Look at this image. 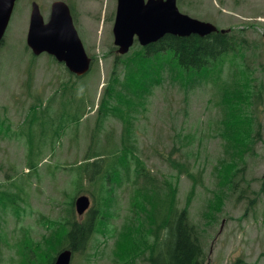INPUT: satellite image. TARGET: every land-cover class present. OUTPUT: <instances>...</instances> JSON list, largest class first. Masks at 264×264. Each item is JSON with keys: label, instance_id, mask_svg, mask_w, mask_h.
Here are the masks:
<instances>
[{"label": "rangeland", "instance_id": "obj_1", "mask_svg": "<svg viewBox=\"0 0 264 264\" xmlns=\"http://www.w3.org/2000/svg\"><path fill=\"white\" fill-rule=\"evenodd\" d=\"M37 1L45 20H48L51 4L56 0ZM64 1L73 6L77 31L87 53L94 59V68L87 76H73L48 54L37 57L31 54L25 37L33 0H19L4 45L0 48V183L12 182L10 177L19 174L17 181L26 185L28 176L24 174L30 171L26 166L27 147L23 134L29 131L31 123L35 125L36 139L42 138L46 125L51 139L53 130L58 128L51 126L52 121H59L64 113L76 119L86 106L88 113L81 125L70 122L69 129L56 144L57 149H48L39 162L41 170L32 176V187L26 189L27 203H20L23 208L21 217L10 209L0 213L5 218H0V264H14L16 261L23 264L20 245L24 247L29 241V232L41 241L49 232L42 218L61 219L64 213L61 210L66 208L63 203L74 192L73 175L61 169L52 173L42 168L55 170L59 167L57 165L69 168L82 161L94 133L102 87L113 72L117 53L112 30L117 0ZM179 8L193 18L211 22L222 29L235 27L234 30H245L244 36L251 51L241 54V57L247 56V64L256 69V78L262 84L248 94L251 95L255 117L250 124L251 133L259 134L261 140L248 146L250 151L245 152V159L238 161L241 171L236 173L240 181L236 193L217 187L214 167L223 156V141L218 135L221 114L216 106L219 102L216 88L222 86V75H218L217 70L210 75L205 74L200 86L188 92L179 83L168 81L157 87L143 106L136 104L134 129L140 157L153 174L167 180L171 172L164 158L171 153L176 159L193 163V170L203 179L204 185L192 195L189 216L201 233L208 264H264V0H180ZM253 51L255 56H251ZM197 76L192 74L193 80L189 83L193 84ZM130 81L137 87H145L142 74H132ZM63 86L68 87L69 93H83L85 101L70 104L59 93ZM55 96L56 101L48 105ZM236 96L241 100L239 94ZM39 100L44 101L43 106ZM122 130L119 121L109 119L100 137L101 145L107 144V132L119 139ZM235 139L238 146L245 145ZM181 144L182 150L178 151ZM231 160L229 158L228 162ZM219 174L227 177V169L223 168ZM173 181L179 187V204L183 208L191 195L192 181L186 175ZM85 195L92 198L90 210L94 209L93 193ZM111 196L113 205L109 203L105 210L99 234L93 236L87 250L73 254L71 264H114L112 253L117 233L129 214L131 195L127 190L115 187ZM218 196L224 198L221 209L217 207ZM17 217L23 223L18 225ZM90 217L88 213L83 217L75 214V219L80 222ZM120 249L125 250V245L122 244ZM52 257L49 252V262ZM29 260L48 264V253L37 250L35 255L30 253ZM134 264L148 263L140 259Z\"/></svg>", "mask_w": 264, "mask_h": 264}, {"label": "trees", "instance_id": "obj_2", "mask_svg": "<svg viewBox=\"0 0 264 264\" xmlns=\"http://www.w3.org/2000/svg\"><path fill=\"white\" fill-rule=\"evenodd\" d=\"M235 35L220 34L215 41L218 46H214L213 38H200L198 36L191 37H173L167 36L160 42L150 45L147 48H137L135 53L129 57L122 59L117 58L112 78L105 88L102 100L100 102L98 117L95 129L88 151L84 156L82 163L71 168L75 171V184L77 186V194L80 188L89 178L90 184L97 191L98 204L107 197V189L109 186L117 183L119 186L132 183L136 186L135 201L133 204V212L127 223V244L124 259L134 258L136 255L144 256L149 253L147 260L150 264H204L205 251L201 243L200 235L195 226L189 222L188 210H180L178 208V185L168 176V180L160 182L153 177L150 172L142 165L137 157V145L134 129V111L136 104L144 105L146 100L151 96L152 92L159 86L170 80H177L179 76L176 72L180 69L188 71L194 69L201 71L208 68L215 58L219 55L222 60L230 53L237 51V45L240 40H234ZM241 78L235 79L234 86L229 87L223 93L222 106L224 116L220 120V130L218 135L224 140V148L226 143L230 144L232 138L239 139L245 145L238 146L242 148L241 152L249 150L248 146L254 142L251 133L250 124L254 122L253 103L250 97L246 96L248 90V79L246 77L247 66L243 62L239 70ZM132 74H142L145 82L144 88L137 87L131 83ZM125 79L122 83L121 80ZM120 88V91L118 89ZM242 90L244 92L243 101L240 105L233 106L232 114L228 115L231 107L227 103L228 91ZM66 93V92H65ZM63 93V94H65ZM62 94V95H63ZM56 99L52 97L49 103H53ZM70 104H80L85 101L83 93L72 94L67 99ZM41 101V100H39ZM42 105V104H41ZM38 110L37 107H33ZM48 109V106L46 107ZM234 115V116H233ZM87 116L86 107L83 114L76 119L71 118L70 114L64 113L59 121H52L51 126L58 123V128L53 130L52 138H48V125L45 126L43 136L36 139L34 134V123L30 124L27 133L28 153L26 155L27 167L31 170L28 179L36 175L39 171V162L43 159L45 149H54L57 137H59L62 129L67 127L70 122L75 121L78 125ZM232 120L229 122L230 117ZM109 119L119 121L122 126V134L119 139L112 133H106L107 144L101 145L100 137L105 130V124ZM230 123L231 129L226 125ZM234 142H239L234 139ZM182 144L178 151L182 150ZM121 149L122 151H118ZM108 150H113L111 157H108ZM176 150V146L174 147ZM244 155L233 156V162H228L229 156H225L217 165L225 166L227 169V182L234 185V176L239 171L238 161H242ZM170 168H173L179 174H185L193 177L190 167L185 162L176 160L171 154L167 159ZM109 161V162H108ZM193 164V163H189ZM217 170H219L217 168ZM17 180V178H16ZM143 181L140 187L138 183ZM199 184L198 181H195ZM161 183V185H160ZM26 187L18 185L16 193L0 192V199L3 196L11 197V200L5 201L9 206L16 208L17 201L20 202L26 196ZM142 200L144 205V213L138 203ZM1 201V200H0ZM70 211L67 222H63L68 227V233L63 237L64 241L61 247L69 245L75 251H82L86 247L93 230L97 227L98 216L91 217L82 224L73 221V199L69 203ZM99 209H102L101 205ZM20 213V210L17 212ZM153 222L155 225L153 226ZM165 233L163 234V231ZM55 250L54 242L48 241L46 251L53 255ZM127 250V251H126ZM53 257L50 264L53 263ZM24 264H36V262H25Z\"/></svg>", "mask_w": 264, "mask_h": 264}, {"label": "water", "instance_id": "obj_3", "mask_svg": "<svg viewBox=\"0 0 264 264\" xmlns=\"http://www.w3.org/2000/svg\"><path fill=\"white\" fill-rule=\"evenodd\" d=\"M17 0H0V42L9 24ZM211 24L202 23L180 13L177 0H119L115 24L116 44L119 53L130 51L138 36L143 46L158 42L166 35L188 37L193 34L205 36L215 32ZM28 45L36 55L47 52L60 62H65L69 70L81 77L88 73L91 59L79 38L68 6L62 2L53 5L51 21L48 24L34 4ZM90 200L81 197L77 201L80 215L89 208ZM71 254L63 253L57 264H69Z\"/></svg>", "mask_w": 264, "mask_h": 264}]
</instances>
